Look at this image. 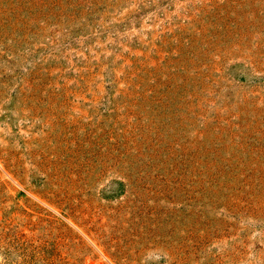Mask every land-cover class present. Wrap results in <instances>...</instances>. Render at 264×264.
<instances>
[{"label":"rangeland","instance_id":"obj_1","mask_svg":"<svg viewBox=\"0 0 264 264\" xmlns=\"http://www.w3.org/2000/svg\"><path fill=\"white\" fill-rule=\"evenodd\" d=\"M0 264H264V0H0Z\"/></svg>","mask_w":264,"mask_h":264}]
</instances>
